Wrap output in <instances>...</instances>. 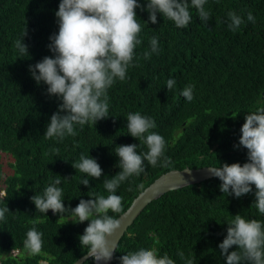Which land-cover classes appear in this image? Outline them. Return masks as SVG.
Masks as SVG:
<instances>
[{
	"label": "trees",
	"instance_id": "1",
	"mask_svg": "<svg viewBox=\"0 0 264 264\" xmlns=\"http://www.w3.org/2000/svg\"><path fill=\"white\" fill-rule=\"evenodd\" d=\"M138 2L144 5L147 0ZM59 3L60 0H0V138L9 134L4 125L11 112L26 109L19 126L41 133L36 151L48 165L45 170L19 169L8 177V197L0 205L10 209L6 220L0 221V252L5 245H23L26 232L33 226L42 233V252L25 264H39L43 258H48L50 264H74L87 253L79 236L90 221L60 219L51 209L46 216L37 212L30 198L42 194L43 187L58 176L65 207L74 208L81 199H92L89 195L93 193L107 196L103 180L120 171L116 147L135 143L138 153L147 151L146 145L127 133L129 112H140L155 121L157 127L151 131L165 138V154L171 165L153 168L145 161V171L140 176L123 182L116 191L123 198V212L141 192L137 185L142 183L145 189L172 169L247 162V149L234 145L239 143L246 115L264 106V0H207L205 8L212 16L207 26L199 20L197 10L190 8L192 21L185 29L177 28L159 13L153 24L147 10L137 8L142 43L135 49L136 66L128 69V79L117 80L108 89L110 115L83 129L77 125L76 136L62 141L44 139L50 117L62 101L47 94L45 83L42 90L35 86L29 65L54 55L48 45L50 36L59 30L55 16ZM229 11L245 20L236 32L227 27ZM249 12L255 23L247 20ZM25 29L29 56L19 58L13 42ZM152 36L159 38L161 51L145 60L143 52L149 50ZM168 79L176 81L171 91L166 86ZM189 84L195 86L191 102L180 95ZM17 131L13 129L14 133ZM22 136L17 135L19 139ZM8 148L9 139H4L0 149ZM23 153L38 159L32 148L23 149ZM81 154L96 158L103 169L99 179L88 177L87 186L80 184L87 178L85 174L72 166ZM220 184L219 178L212 177L151 201L120 240L112 264H120L119 257L128 251L150 247H156L160 255L167 253L176 264H184L178 251L191 257L194 264H226L218 245L227 234V222L240 214L264 223V215L252 206L255 185L251 193L236 198L223 194ZM120 214L109 213L116 218ZM32 221L40 222L33 225ZM235 249L233 246L230 251ZM83 264L95 261L89 258Z\"/></svg>",
	"mask_w": 264,
	"mask_h": 264
},
{
	"label": "clouds",
	"instance_id": "2",
	"mask_svg": "<svg viewBox=\"0 0 264 264\" xmlns=\"http://www.w3.org/2000/svg\"><path fill=\"white\" fill-rule=\"evenodd\" d=\"M206 3L207 0H147L142 5L138 0H60L55 12L59 30L50 36L51 43L48 45L54 55L45 56L34 65H29V71L38 84L35 86L43 89L46 84L47 94L62 101L58 104V110L50 117L43 134L44 139L62 141L67 136H76L77 125L83 129L86 124H96L110 115L108 89L117 80L128 79V69L136 66L133 63L135 49L142 43L139 38L142 25L137 19V8L147 10L148 20L153 24L157 23L159 13L177 28L185 29L192 21L190 8L197 10L199 20L207 26L212 16L205 8ZM247 20L255 23L251 12L247 14ZM244 23L245 20L235 12L227 13V27L231 31L236 32ZM26 35L27 29L13 42L19 58L29 56V46L24 43ZM160 51L159 38L152 36L149 50L143 52V59L149 60L154 53L159 55ZM175 85L174 79L166 82L169 91ZM194 87L189 84L180 92L187 102L194 99ZM25 111L26 109H19L11 112L8 123L4 125L8 127L9 134L0 138V145L4 139H9L8 150L0 149V156L9 155L13 159L10 163L12 173L7 175L0 162V205L8 197V177L19 169L45 170L48 166L46 158L36 151V141L41 133L19 126L20 117ZM249 113L240 129L239 143L234 145L247 149V162L243 165L238 162L223 163L222 166H209L208 170L211 175L219 178L220 191L227 196L240 198L251 193L252 185H255L252 206L264 215V106ZM126 120L127 133L146 145L147 151L138 153V145L135 143L116 147L120 171L110 179L103 180V187L109 193L107 196L93 193L89 195L92 199H81L74 208L70 205L65 207V194L59 186L61 179L58 176L49 181L47 185L51 183L46 188L40 184L44 188L43 193L30 198L37 212L44 215L51 209L54 215H60V219L70 217L74 223L90 221L79 240L81 247L88 249V256L97 264L111 261L117 251V242L109 239L121 226L118 218L109 215L110 212H123V198L116 194L117 189L130 177L140 176L145 171V161L153 168H167L171 165L170 158L165 154V138L151 131L157 127L155 121L140 112H129ZM13 129L18 131L14 133ZM20 133L23 134L21 139L17 137ZM27 147L35 150L38 159L34 160L23 153V149ZM72 166L87 177L80 181L85 186L89 185L88 177L99 179L103 173L96 158L84 154ZM137 188L142 192L144 185L141 183ZM8 212L10 209L7 205L0 207V221L6 220ZM64 213L68 215L65 216ZM233 217L227 222V234L218 245L221 255L226 258V264H264V223L257 219H246L240 214ZM38 222L40 221H32L33 225ZM42 245V233L33 226L26 232L23 245L20 243L8 246L12 249L9 253L13 256L11 260L19 261L17 264H25L26 260H33L32 256L42 252ZM233 246L236 249L230 251ZM21 249L24 254L16 259ZM177 255L184 264H194L193 259L186 257L183 251H178ZM119 260L120 264H176L167 253L160 255L156 247L128 251ZM7 263L13 264L11 261L5 262L0 254V264ZM38 263L50 264L48 258L39 259Z\"/></svg>",
	"mask_w": 264,
	"mask_h": 264
},
{
	"label": "water",
	"instance_id": "3",
	"mask_svg": "<svg viewBox=\"0 0 264 264\" xmlns=\"http://www.w3.org/2000/svg\"><path fill=\"white\" fill-rule=\"evenodd\" d=\"M209 166L212 165L201 167L186 166L183 169H172L162 174L149 186H147L142 192H140L139 195L133 200L131 205L117 217L121 221V226L115 231L113 236L109 237V239L116 241L119 245L120 240L128 230L129 226L134 222L136 217L151 201L158 199L163 194L171 190L199 183L206 179L214 177L208 170ZM89 258L91 257L86 253L78 258L74 264H83ZM112 261L113 259L106 262L101 261L99 262V264H112ZM95 264H97L96 261Z\"/></svg>",
	"mask_w": 264,
	"mask_h": 264
},
{
	"label": "rangeland",
	"instance_id": "4",
	"mask_svg": "<svg viewBox=\"0 0 264 264\" xmlns=\"http://www.w3.org/2000/svg\"><path fill=\"white\" fill-rule=\"evenodd\" d=\"M36 86L38 85L37 83L35 84ZM40 90H42L40 87H38ZM12 158L9 155H1L0 156V162L3 165V171L5 173V175L12 173L11 167H10V163L12 162ZM68 221V220H67ZM12 252V249L8 247V245L4 246V250L1 251V255L4 257V261L7 262L9 258H13V256L9 253ZM9 254V255H5V254ZM24 254V250L21 249V252L18 254V257L16 259H19L20 256H22ZM32 262V259H28L25 263H30ZM8 264V263H7Z\"/></svg>",
	"mask_w": 264,
	"mask_h": 264
},
{
	"label": "crops",
	"instance_id": "5",
	"mask_svg": "<svg viewBox=\"0 0 264 264\" xmlns=\"http://www.w3.org/2000/svg\"><path fill=\"white\" fill-rule=\"evenodd\" d=\"M13 264H17L19 261H17V260H15V261H13V260H10ZM27 261V260H26Z\"/></svg>",
	"mask_w": 264,
	"mask_h": 264
}]
</instances>
